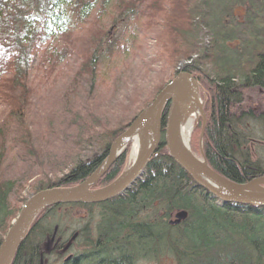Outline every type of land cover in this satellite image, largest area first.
I'll return each mask as SVG.
<instances>
[{
	"label": "trees",
	"instance_id": "16d2710c",
	"mask_svg": "<svg viewBox=\"0 0 264 264\" xmlns=\"http://www.w3.org/2000/svg\"><path fill=\"white\" fill-rule=\"evenodd\" d=\"M218 1L193 0V7L189 8L191 4L187 0H0V106L6 110L5 118H8L7 124L0 125V242L28 198L14 200V204L10 201L16 188L24 189L20 184L23 173L7 176L14 173L16 167L6 165L4 169L11 149H19L21 155H26L28 150V158L21 163L30 172L38 171L40 180L32 194L77 185L99 166L107 156L109 145L177 75L174 70L171 78L157 87L155 94L138 101L134 108L139 106L136 113L124 124L116 121L114 129L105 128L107 123L101 120L104 115L99 112L110 115L112 101H116V94L123 90L121 85L128 81L117 67L116 73L123 80L115 74L106 91L103 90L102 82L96 83L99 59L107 55L111 61L108 66L114 69L116 56L126 52L133 54L139 37L144 38V32L149 35L155 25L162 27L165 33L160 39H153L155 46L151 53L156 61L167 60L172 71L179 61V64L185 63L183 70L193 75L209 93L202 146L208 165L237 184L264 176L262 163L259 159L252 160L247 149L251 145L257 148L264 145V138L254 139L257 129L264 134V0ZM233 5L254 6L252 11L247 9L245 21L240 23L242 27L239 23L230 26L223 23L229 6ZM254 8L259 10L255 12ZM108 12H112L108 23L112 24L111 28L118 21L125 23V29L112 39L95 17L103 18ZM141 16L146 21L143 33L127 36L128 23ZM89 23L98 27L87 28L89 39L77 47L70 40L72 29L85 28ZM246 25L255 26L249 39ZM53 39L55 44L63 41V45L49 52L46 49ZM43 44L46 48L37 67L44 71L48 88L54 92L61 89L63 93L57 110L51 105L44 110L51 108V115L48 110L50 118L44 128H40L32 100L41 91L34 88L29 78L36 52ZM54 51H58L57 54ZM71 60L76 67L69 80L70 87L62 81L53 89ZM57 64H62L63 68L50 83L48 75L54 73L52 69ZM139 66L141 74L146 75L145 64ZM80 84H85L82 95L76 96L81 100H75L74 91ZM101 91L109 94L103 101ZM253 93L260 102L251 104L247 100L246 103L245 97ZM40 96L34 99L40 100ZM52 122L60 127L69 122L74 132L71 138L61 140L62 147L70 148L56 164L49 160L52 152L44 158L46 148L41 144L43 132L52 128ZM33 134L37 135L34 140ZM33 145L40 146L35 153H29ZM84 150H88L86 155H83ZM158 153V157L147 164L140 180L123 195L101 204L59 205L42 212L12 264H45L47 256L53 255L70 256L68 262L61 264H135L140 259L162 257H170L174 264H264V208L220 204L198 188L167 156L163 144ZM123 162L121 157L117 159L95 187L114 180ZM57 173L62 176L51 183L47 178ZM65 207L90 210L97 218L90 232L88 221L85 228L71 235L67 241H73L68 249L67 241L61 240L58 227L50 221ZM181 211L187 213L186 219L169 226L174 214ZM54 230L55 237L50 243ZM71 246L76 249L70 251Z\"/></svg>",
	"mask_w": 264,
	"mask_h": 264
},
{
	"label": "water",
	"instance_id": "95a60500",
	"mask_svg": "<svg viewBox=\"0 0 264 264\" xmlns=\"http://www.w3.org/2000/svg\"><path fill=\"white\" fill-rule=\"evenodd\" d=\"M200 90V84L178 66L177 75L109 145L105 159L84 181L70 187L45 189L25 200L0 242V264H12L34 222L45 210L59 205L101 204L129 191L140 180L147 164L158 157V149L162 144L167 156L211 199L220 204L264 208V176L246 183H233L211 169L203 151H200V156L191 151L189 142L193 126L186 140L183 138V128L187 122L195 121L201 116L200 140L203 139L205 115L202 110L203 103L199 98ZM196 110L199 116L193 118ZM128 146L131 150L135 149L130 166L125 167L109 184L95 188V184ZM185 218L186 213L179 212L169 224L176 226ZM55 232L56 230L50 243L54 240Z\"/></svg>",
	"mask_w": 264,
	"mask_h": 264
},
{
	"label": "rangeland",
	"instance_id": "374dc122",
	"mask_svg": "<svg viewBox=\"0 0 264 264\" xmlns=\"http://www.w3.org/2000/svg\"><path fill=\"white\" fill-rule=\"evenodd\" d=\"M187 3L191 4L189 5V8L193 7L192 6L193 0H187ZM218 3H221V1L219 0ZM232 7L230 8L229 6L228 8V16L226 18V21L223 22L225 26L226 25L227 26L236 25L237 23H243V21H245V15H246L247 9L249 8V10L252 11L254 6L253 7L251 6L243 7L241 5L240 6L233 5ZM254 9H255V12H256V9L259 10V8H254ZM110 13L112 12H108V15L107 16L104 15L103 18H100L101 16L99 15H95V17H97L96 20H99L98 25H100L102 29H106L108 31L107 35L109 39H112L113 37L118 36L125 29V23H123L122 21H118L116 22V25L114 26V28H111L112 24L108 25V23L110 22L109 16L112 15ZM144 19L145 18L141 16L140 19L138 20L136 19L131 20V22L128 23L127 25V28H128L127 36H135L136 34H139V33L142 34L143 30H145L143 29L142 26L146 23ZM156 26L157 25H155L154 28H152L149 35L144 32L145 34L144 38L139 37L133 49V54H129L130 52H126L128 54L125 53L123 56L122 55L116 56V58L113 60V64L116 65L114 69L108 66L111 63V61L108 59L107 55H104V57L101 60L99 59L98 64L100 65L98 68V73H97L98 78L96 79V83L101 81L103 90L106 91V86L108 85L109 80L113 78L115 74L118 79L123 80V77L116 73L117 67H118L117 70L119 69V71L122 72L123 75H125L124 80L128 81L126 82V84L121 85V88H123V90L120 91L118 94H116L115 96L116 101L115 100L112 101V104L110 105L112 107L109 108L111 109L110 115L108 114L105 115L104 113L99 112V115L100 114L104 115L101 120L106 121L107 124L105 125V128H107L108 130L114 129L116 127L114 126L116 125V121H119L124 124L129 118H131V116L134 113H136V109H138L139 106H137L136 109L134 108L136 105H138V101L148 98L149 94H155L157 91V87L158 86L161 87L162 84L167 79L169 80L171 78L170 76L172 75L171 73L174 72V70H176L178 73L177 66H175V68H173V71H172L171 69L172 65L167 60L164 61L163 59L162 61L159 60L158 62L156 61V58L154 57V55L151 53L152 46H155L153 39L155 38L160 39L161 36L165 35L163 28L162 27L158 28ZM97 27L98 26H93L92 23H89L85 28L84 26H76L74 29H72V32H71L72 36L70 40L74 41L78 47L80 43L89 39V33L86 31V29L87 28L95 29ZM254 29H255L254 25L252 26L246 25V30H247L246 38L247 39H249V36L254 32ZM206 40L208 41L209 39L207 38ZM55 41L56 40L53 39L52 44L46 50L50 52V50L53 49L54 47L59 48L63 45V41L59 40L58 44H55ZM254 42L255 40L253 41V43ZM236 43H238L236 40L233 41L234 45H236ZM45 48H46V44H43L40 50L36 52V57L34 58L36 59V61L35 63H33V69H32V72L29 78V81L33 84L34 88L38 87L39 90L41 91L39 94L34 95V98H36L37 95L38 96L41 95L39 97L40 100H37L34 98L32 100L34 102V103L32 102V104H33V112L36 117L35 120H37L38 126L40 128H44V125L47 122L46 120L50 118L48 116V113L51 115L50 113L51 108L48 109L49 110L48 113H47L48 110L47 111H44V110H46L50 105L55 107L54 109L57 110L59 106L57 102L59 101L58 99H60V96L62 95L63 91L61 92V89L59 91L56 90L57 83L64 81L70 87L69 80L72 78L71 76L72 71L74 72V69L76 67V64H74L72 60L64 68L62 67L63 66L62 64H57L56 68L52 69L54 73H52V75H48L47 80L51 83L52 79H54V77L58 74L59 70H62V68L63 70L65 69V73H61V76H60L61 79H58L56 83H54L55 85L52 86V88L55 89L56 91L55 92L51 91V88L49 89L47 86V83L45 82L46 79L43 77L45 76L44 71L39 70L38 68L39 66L37 67L38 62H40L41 60L40 55L43 51H45ZM202 48L203 47L201 46V54H203ZM249 49H250V46H247L246 50H249ZM57 52L54 51L55 54H57ZM142 63L145 64V66L143 67V71L146 72V75L141 74L139 64H142ZM179 63L180 61L177 64L178 66H179ZM84 85L85 84H80L77 87V90L74 91L75 97L77 95H82V91L84 90ZM200 87H201V90H200L199 98L203 103L202 110H203V114L205 115V119H206L205 107H206L207 98H209V93L207 92V89L204 85L200 84ZM100 93L99 94L102 95L101 101H103L105 96L109 97L108 92L104 93L101 91ZM79 99L81 100L80 96L75 98V100H79ZM245 100H246V103H247V100L248 102L251 101V104L260 102L259 101L260 98H258L256 93H253V95H248L247 97H245ZM33 112H31V122L32 123H33ZM6 113H7L6 110L0 106V125H2L3 123L7 124L8 118L7 117L5 118ZM51 124H52V128H51L52 130L48 129L47 132H43L44 138L41 144L43 148H46L44 149L45 153H43L44 158L49 157L50 152H52L51 157L53 159L49 157V160L51 159L52 163L56 164V162L61 161L62 157L65 154L67 155V151L69 152V148H70L68 145L65 146V148L62 147L61 140L66 141L67 139L71 138L74 132L72 131V128L69 122L67 123L65 122L64 123L65 125H63L62 127L57 125V122H54V123L52 122ZM192 126H193V129L190 135L189 146H190L191 151L195 155L200 156V151H203L202 149L203 139L200 140L201 139L200 138L201 128H202V117L199 116L197 120L193 121ZM36 137L37 135L33 134V140L36 139ZM263 138H264L263 131L261 130V133H260V130L257 129V133H255L254 139L259 140ZM15 146L16 145H14V148ZM39 146L36 147V145H33V148L31 151H29V153L30 152L35 153ZM247 149L250 150L251 152L252 160L259 159V161L262 163L263 170H264V145L261 146L260 148H257V146L254 147L251 145L247 147ZM15 151L11 149V152L8 153V162L4 164V169L6 165L8 167L12 166V169L16 167L14 173L11 172L9 175L7 174V176H15L17 173L22 172L23 177H24L20 180V184L23 185L24 189L18 190V188H16L12 192V195L10 196V201L13 204H14V200L21 201L33 195L32 193L36 188L35 184L40 180V176L37 175L38 171L34 169L32 172H30L29 168L27 169L23 167L24 164L21 163L22 159L28 158L27 156L28 150H27L26 155H21L19 149ZM87 153H88V150L83 151V155H86ZM131 155H132V150L130 146H128L125 152L120 156L124 162H123L122 168L120 169L119 174L123 171L125 167L130 166V164L132 163ZM11 159L13 163H10ZM5 173H9V172L6 171ZM63 173L64 172H62V174ZM62 174L57 173L55 176L54 175H52L53 177L49 176L47 179L52 181L51 183H55L56 179L60 178ZM94 214L95 213H92L90 210L89 211L82 210L81 208H76V207H65L57 211L54 214V217H52L50 221L53 224V226L58 227L59 233H61V237H62L61 240H63L64 242V241H67L73 233L85 228V226H87L88 221L90 223V226H88L89 227L88 231L90 232V230L92 229L91 227L94 226L97 222V218L94 216ZM91 216H94V217H91ZM75 249H76L75 246H73L70 251L75 250ZM66 257L67 255L62 256L61 258L56 257L55 255L47 256L45 264H61L62 261L64 262ZM135 264H174V261L170 257H162L161 259L154 258L148 261L146 259L145 260L140 259Z\"/></svg>",
	"mask_w": 264,
	"mask_h": 264
},
{
	"label": "bare ground",
	"instance_id": "6f19581e",
	"mask_svg": "<svg viewBox=\"0 0 264 264\" xmlns=\"http://www.w3.org/2000/svg\"><path fill=\"white\" fill-rule=\"evenodd\" d=\"M240 24V23H239ZM240 27H242L241 26V24H240ZM239 29V28H238ZM179 66H181L182 67V69H184V66H185V63H182V64H179ZM185 72H187V71H185ZM187 73H189V72H187ZM190 74V73H189ZM191 75V74H190ZM192 77H193V75H191ZM198 83H199V81L195 78V77H193ZM200 84V83H199ZM199 116V113H198V110H196L195 112H194V114H193V118H197ZM192 120H190L189 122H187V124L184 126V128H183V138L186 140V138L188 137V133H189V131H190V129H191V126H192ZM134 153H135V149H133L132 150V155H134ZM131 155V156H132ZM124 194V193H123ZM122 194V195H123ZM121 196V195H120ZM82 205V204H81ZM93 205V204H92ZM234 205V204H233ZM247 207V206H246ZM181 212H184V211H181ZM177 213H179V212H177ZM177 213H175L174 214V216L172 217V219L169 221V223L170 222H172V221H174V217H175V215L177 214ZM186 213V212H185ZM40 216V215H39ZM38 216V217H39ZM186 217H187V213H186ZM186 219V218H185ZM37 220V219H36ZM183 222V221H182ZM169 226H171L170 224H169Z\"/></svg>",
	"mask_w": 264,
	"mask_h": 264
},
{
	"label": "flooded vegetation",
	"instance_id": "af4514ba",
	"mask_svg": "<svg viewBox=\"0 0 264 264\" xmlns=\"http://www.w3.org/2000/svg\"><path fill=\"white\" fill-rule=\"evenodd\" d=\"M71 241H73V239H71L70 241H67V242H66L65 246H66L67 249L69 248ZM69 260H70V256L67 257V258L64 260V262L66 263V262H68Z\"/></svg>",
	"mask_w": 264,
	"mask_h": 264
}]
</instances>
